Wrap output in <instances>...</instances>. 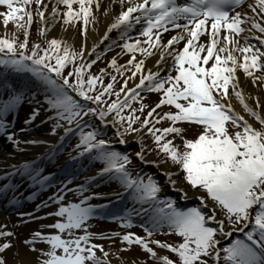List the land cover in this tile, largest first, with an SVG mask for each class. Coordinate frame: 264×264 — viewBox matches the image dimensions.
<instances>
[{"label": "snow or ice", "instance_id": "snow-or-ice-1", "mask_svg": "<svg viewBox=\"0 0 264 264\" xmlns=\"http://www.w3.org/2000/svg\"><path fill=\"white\" fill-rule=\"evenodd\" d=\"M101 18L105 31L89 46ZM9 23L12 35L0 36V142L9 149L0 207L17 219L0 222V264H264V0H0L5 32ZM129 138L131 154L115 146ZM85 160L102 167L77 182ZM139 164L167 165V186L182 200L192 192L198 206L178 207ZM99 178L117 185L111 195L124 208L89 202L106 195L91 191ZM73 194L78 201L64 203ZM97 216L124 229L141 218L144 235L93 232ZM164 229L177 239H155ZM133 246L143 258L120 255Z\"/></svg>", "mask_w": 264, "mask_h": 264}, {"label": "rangeland", "instance_id": "rangeland-1", "mask_svg": "<svg viewBox=\"0 0 264 264\" xmlns=\"http://www.w3.org/2000/svg\"><path fill=\"white\" fill-rule=\"evenodd\" d=\"M0 29H1L0 30V36H3V35L11 36L13 31H14L13 25L11 23H9V25L7 26V32H5V28L2 25H0ZM31 30H32L31 31L32 36L30 34V38L32 37L31 39L34 40L35 37L38 35V33L36 31L35 23H33V26H32ZM17 35L21 36V38H22V33H17ZM112 55H113V53L108 54L106 56L107 59H109ZM102 66H104V65L102 64ZM155 99H156L155 95H152V96L150 95L149 98H148V102L151 103ZM263 101H264V98H263ZM237 102H235L234 99L232 101L234 106H236L235 104H237ZM261 110L264 112V108H262ZM110 135H112L111 131L109 133V136ZM136 150H138V145L135 144V143H132L131 142V138H129V144L127 145V148L124 151H127L128 153L129 152L133 153ZM149 157H153V156L150 154ZM134 162H135V160H134ZM162 166H167V165H162ZM156 167L157 166H155V165H150V166H147V170H149L148 172H153L158 177V180L160 181V183L165 185V181H164L165 177L162 175L161 172H159L160 170L159 171H154V168H156ZM171 191L172 190H170L169 192H171ZM172 193H176V194H173V195H176L177 199L179 198V193L177 191L174 190V192L172 191ZM189 193H192V192H189ZM187 200H192V201H188V203H191V204L198 203V201H197L198 199H196V198L187 199ZM90 230L93 231V232H97V233H107V232H110V231H118V232L122 233L124 231H132V232H134V233H136L138 235H144L143 232H138V231H135V230L133 231L130 228L124 229V228H121V227H117V228L110 227V228H107L105 231L93 230L91 228H90ZM154 238L155 239H159L161 241H165V242H173V241H175L177 239L175 234H169L166 229L162 230L159 233H154ZM96 242L103 243L106 249L109 247V244H108V242L106 240H97ZM117 243H118V241H117ZM160 251H163L164 254H168L167 250H160ZM120 255L122 257H126V258L131 259V258H135V257L143 258L144 254H143V252L139 251L136 246H133V248L130 251H122L120 253ZM113 262L116 263V264L118 263V261L116 259H113Z\"/></svg>", "mask_w": 264, "mask_h": 264}, {"label": "bare ground", "instance_id": "bare-ground-1", "mask_svg": "<svg viewBox=\"0 0 264 264\" xmlns=\"http://www.w3.org/2000/svg\"><path fill=\"white\" fill-rule=\"evenodd\" d=\"M108 21L107 20H105L104 18H101V20H100V23L97 25V28H96V31L95 32H92L91 34H90V36H89V41H88V43H89V46L91 45V43H93L96 39H98V35H103V32L105 31V26H106V23H107ZM2 28V27H1ZM1 30V29H0ZM57 32L59 33V35L60 36H67V38L69 39V41L71 42L72 40H75L76 39V33H73L71 30H69V31H67V32H65L63 29H58L57 30ZM51 34H56V33H51ZM98 34V35H97ZM113 38H115V32H113V33H111L110 34ZM103 45L104 44H102L100 47L102 48L103 47ZM123 59V58H122ZM122 59H121V62H122ZM151 64H152V60L150 59V60H148L147 61V65L148 66H151ZM246 87V90L247 89H250L251 88V86L250 85H246L245 86ZM256 94L257 95H260L261 96V98H262V101H263V98H264V96H263V94L264 93H261V92H256ZM237 107V106H236ZM238 109V108H237ZM240 110V109H239ZM37 132L36 133H32L31 132V135L33 136V137H37V138H39V137H41L42 135H43V130H42V128L40 129V130H36ZM37 151H43V149H37ZM149 159H151V158H154V157H148ZM67 159V156H66V154H64V155H62L61 156V161H63V160H66ZM23 161V158L21 157V156H16L15 157V159L12 161L13 163H15V162H22ZM88 162V161H87ZM69 163H70V161H69ZM54 165H52V164H50V165H48V167L52 170V167H53ZM56 166V169L58 170V168H57V165H55ZM83 167H84V165H83ZM83 167H80V171H83V173H80V175H81V180L83 179V177L84 176H89V175H94V173L95 172H92V171H88L87 169H85V167L83 168ZM167 166H161V167H158V170H160V172L162 173V168H166ZM76 168V167H75ZM164 181H165V183H167V180H166V178L164 179ZM97 186H93L91 189H94V188H96ZM166 188H170V186H167ZM93 192V191H92ZM97 192V191H96ZM103 194V193H102ZM108 196H112V195H108ZM107 195H104V196H102L101 198H103L104 200L103 201H105V200H107L106 198H108L109 199V197H108ZM70 197L68 196V197H66V199H69ZM192 198H195V196H194V194H192V193H189V198L188 199H192ZM102 201V202H103ZM52 210V208L51 207H49V208H47V211H51ZM49 221L48 220H45V221H43V222H39V223H48ZM36 224L37 223H34V224H32V225H29V226H27V227H32V228H34L35 226H36ZM20 233H21V235H23V234H26V228H24V227H21V229H20V231H19ZM161 254H164L163 253V251H161ZM113 264H116V263H114L113 262ZM118 264V263H117Z\"/></svg>", "mask_w": 264, "mask_h": 264}]
</instances>
